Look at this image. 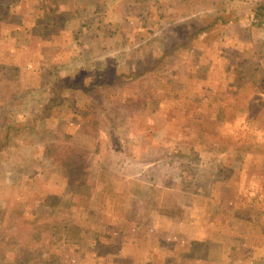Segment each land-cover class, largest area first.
Returning a JSON list of instances; mask_svg holds the SVG:
<instances>
[{"label":"rangeland","instance_id":"rangeland-1","mask_svg":"<svg viewBox=\"0 0 264 264\" xmlns=\"http://www.w3.org/2000/svg\"><path fill=\"white\" fill-rule=\"evenodd\" d=\"M0 264H264V0H0Z\"/></svg>","mask_w":264,"mask_h":264}]
</instances>
